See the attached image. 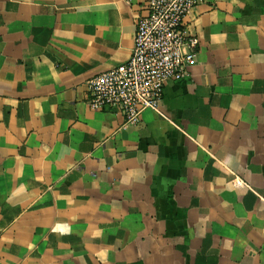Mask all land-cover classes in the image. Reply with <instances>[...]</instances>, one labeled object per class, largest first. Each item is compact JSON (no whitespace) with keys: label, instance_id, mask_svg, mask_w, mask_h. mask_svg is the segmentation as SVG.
<instances>
[{"label":"crops","instance_id":"crops-1","mask_svg":"<svg viewBox=\"0 0 264 264\" xmlns=\"http://www.w3.org/2000/svg\"><path fill=\"white\" fill-rule=\"evenodd\" d=\"M145 2L0 0V264H264V0L196 7V65L129 126L86 82Z\"/></svg>","mask_w":264,"mask_h":264},{"label":"built area","instance_id":"built-area-1","mask_svg":"<svg viewBox=\"0 0 264 264\" xmlns=\"http://www.w3.org/2000/svg\"><path fill=\"white\" fill-rule=\"evenodd\" d=\"M207 0H146L136 19L130 58L86 82L93 111H111L125 125H138L142 114L158 112L170 82H182L196 65L200 41L187 18Z\"/></svg>","mask_w":264,"mask_h":264}]
</instances>
